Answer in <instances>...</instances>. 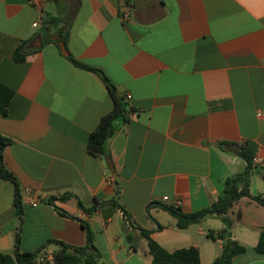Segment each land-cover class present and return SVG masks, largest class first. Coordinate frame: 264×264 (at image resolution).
Returning <instances> with one entry per match:
<instances>
[{
    "label": "crops",
    "instance_id": "obj_1",
    "mask_svg": "<svg viewBox=\"0 0 264 264\" xmlns=\"http://www.w3.org/2000/svg\"><path fill=\"white\" fill-rule=\"evenodd\" d=\"M70 57L131 96L126 119L113 122L109 160L87 143L112 95ZM0 134L11 140L3 162L22 208L19 219L14 186L0 178V253L13 251L17 232L24 253L53 254L51 240L84 246L86 224L98 264H151L140 229L168 252L195 247L200 264H214L222 240L207 233L222 221L178 229L162 206L193 213L216 201L244 170L240 145L264 159V0H0ZM249 194L264 196L263 166ZM227 215L245 247L232 264H264L254 249L264 209L242 197Z\"/></svg>",
    "mask_w": 264,
    "mask_h": 264
},
{
    "label": "trees",
    "instance_id": "obj_2",
    "mask_svg": "<svg viewBox=\"0 0 264 264\" xmlns=\"http://www.w3.org/2000/svg\"><path fill=\"white\" fill-rule=\"evenodd\" d=\"M56 20L58 21V19ZM61 38L62 41L65 40V37ZM24 56L25 54L20 53L18 50L14 53L15 60L19 62L23 61ZM69 59L74 66L80 69L96 72L112 95L113 107L111 111L100 119L96 128L91 131L87 143V150L91 155L101 156L106 160H109L108 141L114 130L113 122L118 117H122L124 120L126 119L124 98L115 92L114 86L101 71L90 68L87 65L76 61L72 57ZM10 142L11 140L9 138L0 134V178L10 181L13 184L16 213L19 219H21L22 208L19 204L18 183L3 162V151ZM219 146L221 148H229L230 143L221 142L219 143ZM236 152L245 162L244 170L240 173L232 174L225 179L223 189L218 195L217 200L208 207L193 213H183L176 206H162V208L175 219V226L178 229H185L192 224H198L208 216H215L222 221V230L217 233H213V231H208L207 233L209 237L215 240H222V248L219 255L214 259V264H232L233 259L236 256L245 252V247L242 244L231 237H227V233L230 231L232 225V221L227 214L233 204L242 197H248L264 209V196L253 197L249 194L251 177L255 174L256 169L252 165L254 153L246 145H240ZM68 196L69 195H65L63 198ZM110 202L119 207L128 219L125 209L120 204L114 199ZM95 209L96 206L83 210L90 213ZM57 211L63 216H68L62 210ZM83 226L86 230V242L84 246L77 247L61 241H49L58 245V249L53 253L52 264H98V261L101 258V253L92 243V235L88 226L86 224H83ZM140 234L147 242L148 252L151 256V264H200L199 254L195 247L182 248L168 252L150 238L149 231L140 229ZM124 235L127 241H130L131 235L126 231ZM18 242L19 233L17 232L15 235L13 251L10 254L0 253V264H36L35 257L41 253L42 249L31 253L20 252ZM254 249L257 253H264V226L259 232V238Z\"/></svg>",
    "mask_w": 264,
    "mask_h": 264
},
{
    "label": "built area",
    "instance_id": "obj_3",
    "mask_svg": "<svg viewBox=\"0 0 264 264\" xmlns=\"http://www.w3.org/2000/svg\"><path fill=\"white\" fill-rule=\"evenodd\" d=\"M30 2L35 6V7H41L42 4L45 2V0H30ZM122 17L123 18H129V7L124 6L122 8ZM125 100H130L131 96L129 94H126L124 96ZM252 165L254 168L258 167V166H263L264 167V159H262L259 156L254 155L253 160H252ZM26 192L30 193L29 189H26ZM164 200H167V197L164 198ZM37 203L36 200H32L31 204L35 205ZM53 262V254L51 253H45V254H38L35 257V263L36 264H52Z\"/></svg>",
    "mask_w": 264,
    "mask_h": 264
},
{
    "label": "water",
    "instance_id": "obj_4",
    "mask_svg": "<svg viewBox=\"0 0 264 264\" xmlns=\"http://www.w3.org/2000/svg\"><path fill=\"white\" fill-rule=\"evenodd\" d=\"M107 166H108L109 171H110L112 174H114V173H115V169H114V167H113L111 161H108V162H107ZM227 237H228V238L231 237V233H230V232L227 233Z\"/></svg>",
    "mask_w": 264,
    "mask_h": 264
}]
</instances>
